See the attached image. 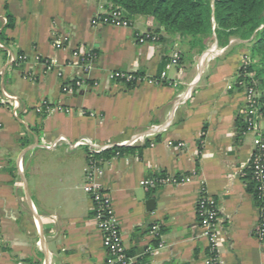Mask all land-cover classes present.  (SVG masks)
I'll return each mask as SVG.
<instances>
[{
  "label": "crops",
  "instance_id": "crops-1",
  "mask_svg": "<svg viewBox=\"0 0 264 264\" xmlns=\"http://www.w3.org/2000/svg\"><path fill=\"white\" fill-rule=\"evenodd\" d=\"M4 3L0 32L7 12L15 25L5 29L7 42L0 39V87L20 105L0 104V264H108L85 190L90 155L72 145L83 137L111 145L99 154L104 172L97 182L112 198L128 254L144 264H205L210 242L197 214L204 192L218 205L221 264H264V241L254 234L259 213L244 180L254 134L239 132L247 43L233 40L212 54L220 48L214 41L184 57L179 35L157 32L142 17L128 27L93 25L107 0H7V9ZM178 51L179 63L168 65ZM10 54L27 60L12 63ZM112 71L140 72L144 80L115 82ZM76 81L82 84L63 93L64 83ZM44 103L49 110L38 112ZM153 126L160 129L145 145H123ZM166 175L191 180L141 185Z\"/></svg>",
  "mask_w": 264,
  "mask_h": 264
},
{
  "label": "trees",
  "instance_id": "trees-1",
  "mask_svg": "<svg viewBox=\"0 0 264 264\" xmlns=\"http://www.w3.org/2000/svg\"><path fill=\"white\" fill-rule=\"evenodd\" d=\"M107 1L108 11L121 10L125 18L131 22L142 17L149 25L156 27L157 32L179 35L184 47L182 52L184 57L194 53H203L214 41H217L220 48L229 46L233 40L240 41L237 45L247 43V51L244 54L250 56L251 62L248 66L241 65L238 83L243 88L253 87L258 93L262 86L264 88V0ZM4 8H8L7 0H5ZM14 25V17L7 12V23L0 32L2 41L9 40L5 29L13 28ZM151 34L154 33L151 32ZM134 74L143 76L140 72H134ZM259 82L262 84L261 87ZM132 84L128 83V85ZM258 95V113L264 118V95L260 93ZM43 113H47L46 107ZM239 128L241 134L248 131L244 117L241 119ZM261 139L264 144V130L261 133ZM123 148L125 147L116 149ZM256 152L258 149H255ZM262 153L264 154V148ZM102 158L100 155L94 156L96 160ZM253 170V159H251L247 165L244 180L247 191L253 194L256 207L259 210L264 207V190L258 189L259 183L254 178Z\"/></svg>",
  "mask_w": 264,
  "mask_h": 264
},
{
  "label": "built area",
  "instance_id": "built-area-1",
  "mask_svg": "<svg viewBox=\"0 0 264 264\" xmlns=\"http://www.w3.org/2000/svg\"><path fill=\"white\" fill-rule=\"evenodd\" d=\"M93 25L104 24L112 25L116 27H128L132 24L131 21L125 18L123 12L118 9L106 11L103 14L96 15L92 19ZM147 37L156 39V36L148 34ZM63 44V40L56 39L55 45L60 48ZM3 46V43L0 41V47ZM226 47L219 48L216 50L211 49L212 54H219L225 50ZM208 53V52H207ZM74 56L80 59V62L86 66V69L92 68V63L88 62V56H80L78 52L74 53ZM181 58V52H175L172 56V59L168 65L177 64ZM27 60V56L24 54H10L9 61L12 63H20ZM251 62V58L248 54H244L242 57V65L248 66ZM2 71L0 70V75ZM165 75V74H163ZM109 79L115 82L121 83H139L144 80L143 76H137L134 72H124V71H112L108 74ZM158 81V79H153ZM242 83V82H240ZM82 84L81 81H76L74 83H64L62 85L63 93H71L75 87H78ZM245 102L244 106L241 109L244 120L248 125V131L254 134V151L249 159H253V175L254 178L259 183L258 189L264 190V161L262 150L264 144L261 139V120L262 115L258 113V91L253 87H245ZM6 100H9L13 107L18 108L20 105L19 99L6 91L3 87H0V104L5 103ZM49 110L50 106L47 103H44L41 106H38L36 110L42 112L44 108ZM160 126H153L146 133L137 134L131 140L125 142L123 145L128 146H137L145 145L148 139V136L155 131L159 130ZM173 144V143H170ZM74 148L84 146L88 149L90 159L88 160L86 166L87 172V182L85 184V190L88 193L89 197L93 202L95 219L99 229L103 234V245L107 252V263L108 264H142L140 259L137 256H132L128 254L127 249L124 245L120 221L116 214L113 201L111 196L105 192L101 185L97 182L98 177L103 175V159L96 160L94 156L102 154L107 151L111 145H97L92 139L88 137H83L73 144ZM120 145V144H119ZM184 146V143H179L177 147ZM255 149H258V152L255 153ZM117 155L120 154L119 151L116 152ZM248 161V163H249ZM248 165V164H247ZM190 176L184 175H166L159 178L145 179L141 181V185L152 189L155 188L158 184H168V183H180L185 181H190ZM258 221L255 226L254 234L260 240L264 241V207L258 210ZM197 214L200 222L202 235L205 236L210 242V254L206 259L205 264H221L217 257L216 246H217V234H218V222H219V210L217 201L214 197L207 195L202 192L197 202ZM152 232L155 235H159L158 226L154 225ZM162 246V243L160 244Z\"/></svg>",
  "mask_w": 264,
  "mask_h": 264
},
{
  "label": "water",
  "instance_id": "water-1",
  "mask_svg": "<svg viewBox=\"0 0 264 264\" xmlns=\"http://www.w3.org/2000/svg\"><path fill=\"white\" fill-rule=\"evenodd\" d=\"M216 46H217V41H216ZM155 208V200L154 199H150L147 202V210L148 211H152Z\"/></svg>",
  "mask_w": 264,
  "mask_h": 264
},
{
  "label": "rangeland",
  "instance_id": "rangeland-1",
  "mask_svg": "<svg viewBox=\"0 0 264 264\" xmlns=\"http://www.w3.org/2000/svg\"><path fill=\"white\" fill-rule=\"evenodd\" d=\"M259 86H260V87L262 86V84H261L260 82H259ZM259 93H260L261 95H264V88H263V86H262V88H260ZM262 119H264V118H262Z\"/></svg>",
  "mask_w": 264,
  "mask_h": 264
}]
</instances>
